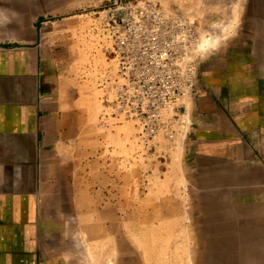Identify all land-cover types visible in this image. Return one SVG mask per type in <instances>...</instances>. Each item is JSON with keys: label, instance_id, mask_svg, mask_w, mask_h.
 <instances>
[{"label": "rangeland", "instance_id": "obj_1", "mask_svg": "<svg viewBox=\"0 0 264 264\" xmlns=\"http://www.w3.org/2000/svg\"><path fill=\"white\" fill-rule=\"evenodd\" d=\"M117 2L0 0L14 32L44 41L48 84L62 101L46 135V263L264 264V137L235 117L244 103L203 113L197 100L211 95L203 64L217 57L229 68L231 42L261 28L245 0H211L213 16L195 17L212 35L203 90L149 136L110 102L106 23ZM233 48L245 63V41Z\"/></svg>", "mask_w": 264, "mask_h": 264}, {"label": "crops", "instance_id": "obj_2", "mask_svg": "<svg viewBox=\"0 0 264 264\" xmlns=\"http://www.w3.org/2000/svg\"><path fill=\"white\" fill-rule=\"evenodd\" d=\"M167 1V6L177 3L201 22L213 16L211 0ZM245 5L248 19L261 30L247 29L244 37L231 42L229 68L217 57L203 64L201 85H208L211 95L201 94L197 100L203 113H209V106L220 109L221 101L244 103L234 107L235 117L246 120L253 137H264V0H245ZM244 41L247 58L241 63L233 47ZM46 58L39 35L14 32L12 21L0 15V264L51 261L43 250L42 202L50 165L46 135L51 117L58 119L62 101L48 84Z\"/></svg>", "mask_w": 264, "mask_h": 264}, {"label": "built area", "instance_id": "obj_3", "mask_svg": "<svg viewBox=\"0 0 264 264\" xmlns=\"http://www.w3.org/2000/svg\"><path fill=\"white\" fill-rule=\"evenodd\" d=\"M106 32L113 110L154 136L166 119L182 117L185 101L203 90L199 71L205 40L212 35L180 7L159 0H118Z\"/></svg>", "mask_w": 264, "mask_h": 264}, {"label": "bare ground", "instance_id": "obj_4", "mask_svg": "<svg viewBox=\"0 0 264 264\" xmlns=\"http://www.w3.org/2000/svg\"><path fill=\"white\" fill-rule=\"evenodd\" d=\"M212 39V38H211ZM208 40V39H207ZM210 41V40H209Z\"/></svg>", "mask_w": 264, "mask_h": 264}]
</instances>
